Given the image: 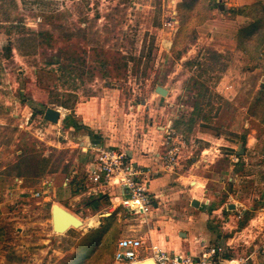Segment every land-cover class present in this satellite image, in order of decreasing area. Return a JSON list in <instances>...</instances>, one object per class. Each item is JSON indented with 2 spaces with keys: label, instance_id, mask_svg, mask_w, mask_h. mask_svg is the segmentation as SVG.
<instances>
[{
  "label": "rangeland",
  "instance_id": "1",
  "mask_svg": "<svg viewBox=\"0 0 264 264\" xmlns=\"http://www.w3.org/2000/svg\"><path fill=\"white\" fill-rule=\"evenodd\" d=\"M199 84L206 90L200 111L168 172L169 188L186 202L175 213L198 215L211 243L243 238L239 222L249 218L244 227L260 232L257 243L264 237V0H0V264H98L90 238L76 253L89 228L58 234L51 226L56 204L82 220L110 213L104 202L93 211L88 195L73 196L70 182L84 177L87 156L69 138L84 130L66 118L89 128L83 118L91 110L92 118H132L135 128L139 118L163 125L190 116ZM156 86L170 94L161 97ZM48 108L60 112L57 124L44 120ZM193 180L204 190L190 194ZM193 195L201 208L189 204ZM145 233L129 217L118 223L117 242L134 236L150 245ZM245 255L241 247L232 254Z\"/></svg>",
  "mask_w": 264,
  "mask_h": 264
},
{
  "label": "crops",
  "instance_id": "2",
  "mask_svg": "<svg viewBox=\"0 0 264 264\" xmlns=\"http://www.w3.org/2000/svg\"><path fill=\"white\" fill-rule=\"evenodd\" d=\"M169 94V91H167V95ZM90 111L91 110L88 112L89 116L85 115L86 118H83L84 125L89 127H85L88 131H94L93 134L98 133L107 146L122 149L124 148V144L132 142L130 147L123 149L127 151L131 160L141 166L151 168L155 167V164L158 161V156L162 153L160 151L162 150V131L165 124L169 120L171 121L170 118H165L163 125L157 124L156 118H139L137 120L136 129L135 126H133V124H136V121H132V118H92L90 115L92 116L93 114H91ZM69 138L72 141L74 140L73 142H75L79 149L82 146L92 144L88 134L84 131L79 133L77 131L69 132ZM99 142H101V140ZM87 163L86 158L85 164ZM171 179L172 177L168 172L152 179L149 189L153 194L159 197L153 204V210L150 217L147 219V223L138 222L145 226V235H149L151 243L158 244L166 251L196 254L198 252V248L195 245V239H205L206 241L211 242L209 238H211L212 235L210 234V230L208 229L206 223L201 221V218H199L198 215L190 216L187 215V213L180 212V209H178L179 213H175V208H177L176 204L177 206L180 205L185 207L186 202L179 194L177 195L174 190L169 188L168 183ZM192 179H194V177H192ZM193 181L194 182L189 183V185L193 186L192 189L189 190L190 194H192L191 191L198 194V188L204 190V184L199 183L196 180ZM46 186L47 188H50L51 183H46ZM154 188H156V190H154ZM108 192L109 194L106 195L109 202L108 208L111 213L116 209L117 201L113 200V198L115 195H118L119 191L110 188ZM83 194L91 196L89 195L88 190L84 191ZM193 197L197 199V201L200 200L198 196L193 195ZM167 198L170 199L168 200V205L165 204ZM195 199L190 198L189 204L191 205L192 200ZM201 203L198 201V207L196 209L201 208ZM206 203H208V199L204 202V204ZM162 207L168 208L169 212L161 214ZM88 219H80L84 224V229H96L99 226L100 222L94 218H90L94 223L90 226L88 224L90 219ZM252 223L253 220L250 221L249 225ZM250 227L251 226L243 227V229L238 232V234L243 238L235 240L234 237H230L226 240L224 239L216 242H223L230 246V258H233L232 254L234 251L241 247V250L245 251L247 254L244 257H240L245 260L244 264H264V237L256 243L255 239L258 237L260 232L254 229L250 230ZM247 231L250 232L248 236H246ZM112 264H115V262Z\"/></svg>",
  "mask_w": 264,
  "mask_h": 264
},
{
  "label": "built area",
  "instance_id": "3",
  "mask_svg": "<svg viewBox=\"0 0 264 264\" xmlns=\"http://www.w3.org/2000/svg\"><path fill=\"white\" fill-rule=\"evenodd\" d=\"M162 134V153L154 168L138 165L131 160L127 151L100 142L80 147V152L87 156L85 173L90 182L87 188L89 195L109 194L110 188L118 190V195L113 198L117 201L116 208H121L128 218L147 223L153 204L159 197L149 189L150 182L159 174L173 170L184 144L183 137L172 129L170 120L165 124ZM35 196L39 197V193ZM144 245L142 238H121L116 246L115 264H137L150 259L155 264L245 263L242 258H230V246L223 242L211 243L205 239H195L198 248L196 254L166 251L153 243Z\"/></svg>",
  "mask_w": 264,
  "mask_h": 264
},
{
  "label": "trees",
  "instance_id": "4",
  "mask_svg": "<svg viewBox=\"0 0 264 264\" xmlns=\"http://www.w3.org/2000/svg\"><path fill=\"white\" fill-rule=\"evenodd\" d=\"M194 6V4H193ZM195 8V6H194ZM191 11V10H190ZM247 34V32L245 31ZM253 46V43H251ZM196 88L199 89V91L195 94V103L192 107V111L189 117L186 118H178L175 121H172V129L180 134L181 136H185L184 134L190 133L192 125L194 124V118L198 115L200 111V105L199 100H201L204 97L205 88L203 85L199 84L196 85ZM69 122L72 124V128L75 130H84L90 138V141L92 143L99 142L100 137L93 134V132L88 131L86 128L82 126H78L75 124L70 117L66 118ZM22 177V176H21ZM71 186H73V196H77L78 194L83 193L87 190V188L90 185V182L88 180V177L85 173L84 169V177L76 178L74 177L72 181L70 182ZM89 202L87 206L92 209L93 211H98L101 207L102 203L104 202L109 206L108 197L106 194H98L96 196H89ZM120 212V213H119ZM119 213V215H118ZM127 218V216L124 214L121 208H116L114 211H112L109 216L102 217L101 222L99 226L96 229H90L88 232L84 235V237L80 240L77 246L78 256L80 252L82 253V250L84 248V245L87 244L88 240L90 238L91 241H93L92 245V254L96 256V263L98 264H112L114 262V255L116 251L117 246V230H118V223L121 222L123 219ZM249 219V218H248ZM247 218H245V221L239 222V227L243 228L245 224L249 221ZM247 221V222H246ZM77 256V255H75ZM74 256V257H75ZM110 256V260H108L107 263H101L106 260V257ZM73 258V257H72ZM84 261L87 258H83ZM107 261V260H106Z\"/></svg>",
  "mask_w": 264,
  "mask_h": 264
},
{
  "label": "water",
  "instance_id": "5",
  "mask_svg": "<svg viewBox=\"0 0 264 264\" xmlns=\"http://www.w3.org/2000/svg\"><path fill=\"white\" fill-rule=\"evenodd\" d=\"M155 93L160 95L161 97L167 96V90L161 86H157L155 88ZM44 120L51 123V124H57L60 119V112L55 109H46L44 116ZM241 150L237 152V156L242 155L244 148L241 147ZM191 205L195 208L198 207V201L192 200ZM234 205H230L229 209H234ZM51 226L54 233H65L70 228H77L82 226V222L73 216L71 213L63 209L62 207L58 205H53L51 208ZM137 264H155L152 259L137 263Z\"/></svg>",
  "mask_w": 264,
  "mask_h": 264
},
{
  "label": "bare ground",
  "instance_id": "6",
  "mask_svg": "<svg viewBox=\"0 0 264 264\" xmlns=\"http://www.w3.org/2000/svg\"><path fill=\"white\" fill-rule=\"evenodd\" d=\"M167 44H168V43H167ZM56 205H57V204H56ZM60 207H61V206H60ZM73 216H74V215H73ZM75 217H76V216H75ZM76 218H77V217H76ZM79 220H80V219H79ZM88 220H89V219H88ZM80 221H81V220H80ZM88 222H89L88 224H89L90 226L94 224V223H93V220H91V219H90ZM83 227H84V224L82 223V226H81V227H77V228L80 229V228H83ZM58 234H61V233L58 232Z\"/></svg>",
  "mask_w": 264,
  "mask_h": 264
}]
</instances>
